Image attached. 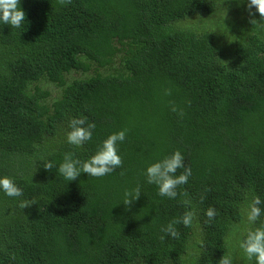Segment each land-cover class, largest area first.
Masks as SVG:
<instances>
[{"label": "trees", "instance_id": "16d2710c", "mask_svg": "<svg viewBox=\"0 0 264 264\" xmlns=\"http://www.w3.org/2000/svg\"><path fill=\"white\" fill-rule=\"evenodd\" d=\"M223 2L22 0L29 23L0 25V175L24 189L0 193V264H219L227 254L251 264L237 240L259 224L246 222L252 198L264 200V32L181 25ZM83 64L89 75L73 78ZM72 118L96 126L82 147L67 143ZM120 130L122 165L110 174L68 182L36 171L66 152L86 160ZM176 150L191 175L168 198L144 170ZM188 211L193 223L161 240Z\"/></svg>", "mask_w": 264, "mask_h": 264}, {"label": "clouds", "instance_id": "9594fccd", "mask_svg": "<svg viewBox=\"0 0 264 264\" xmlns=\"http://www.w3.org/2000/svg\"><path fill=\"white\" fill-rule=\"evenodd\" d=\"M22 0H0V25H8L13 29H23L28 20L26 19V12L22 8ZM232 6V0H224L223 4L219 6L217 17L219 22L226 26V21L229 19V11ZM236 6L239 8L243 6L247 12L248 22L254 25L256 30L264 32V0H236ZM257 13L259 17L257 18ZM224 34H227V30ZM223 34V35H224ZM48 44L50 43V37ZM84 66L73 67L74 71L72 77H84L89 73L83 75L81 68ZM54 72H49L48 74ZM64 75L69 77L63 71ZM54 75V74H51ZM68 83V79L64 82ZM175 110V109H173ZM94 123H87L83 118H72L69 121L70 131L67 132V143L76 147H82L86 142L93 137ZM126 138V130L111 133L104 139L95 154L91 155L86 160H81L74 152L64 153L63 160L57 165L54 160L47 159L38 161L36 171L38 168H43L46 171H56L68 182L76 180L82 173L92 177H103L112 173L116 168L122 165V157L118 151V145ZM183 168L184 171L176 175L177 169ZM35 171V172H36ZM144 175L146 182L154 184L158 188V193L161 196L168 198H175L177 195L176 188L178 185L188 182L191 175V169L185 167L184 157L181 151L176 150L171 155L157 160L149 164L145 170ZM0 193L7 197L20 198L24 195V189L17 183L16 178L10 175H0ZM141 187H136L126 190L124 193L123 205L131 206L133 202L137 201L141 196ZM30 206V202L22 200L20 202L21 208ZM205 215L211 220L216 216V210L209 207ZM264 200L259 196H254L248 206L246 212V222L249 225L258 226L251 227L247 230V234L243 238H238L237 243L244 257L251 262V264H264ZM194 213L188 211L180 218H173L162 227L161 231L165 234L160 237L161 240L167 236L173 238L179 237V232L176 228L177 224L189 226L193 223ZM219 264H234L233 256L231 254L222 255L219 258Z\"/></svg>", "mask_w": 264, "mask_h": 264}, {"label": "rangeland", "instance_id": "374dc122", "mask_svg": "<svg viewBox=\"0 0 264 264\" xmlns=\"http://www.w3.org/2000/svg\"><path fill=\"white\" fill-rule=\"evenodd\" d=\"M259 14L257 13V18ZM247 12L241 7L232 8L229 11V19L226 21V26L219 22L217 16L208 17L204 14L196 15L181 23L183 27L193 28L196 31H200L203 27L213 28V32L217 36H222L226 30L234 29L240 30L242 28H250L251 24L248 22ZM218 26V27H217ZM51 87V86H50Z\"/></svg>", "mask_w": 264, "mask_h": 264}]
</instances>
